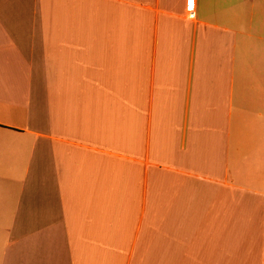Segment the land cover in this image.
<instances>
[{
  "label": "crops",
  "instance_id": "0c3cea01",
  "mask_svg": "<svg viewBox=\"0 0 264 264\" xmlns=\"http://www.w3.org/2000/svg\"><path fill=\"white\" fill-rule=\"evenodd\" d=\"M0 264H264V0H0Z\"/></svg>",
  "mask_w": 264,
  "mask_h": 264
}]
</instances>
